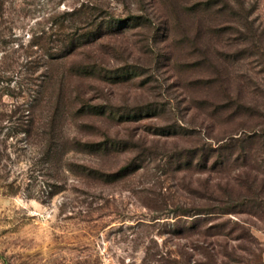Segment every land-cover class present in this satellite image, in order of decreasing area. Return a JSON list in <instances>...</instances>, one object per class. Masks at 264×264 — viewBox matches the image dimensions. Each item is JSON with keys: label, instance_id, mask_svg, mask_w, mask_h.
<instances>
[{"label": "rangeland", "instance_id": "obj_1", "mask_svg": "<svg viewBox=\"0 0 264 264\" xmlns=\"http://www.w3.org/2000/svg\"><path fill=\"white\" fill-rule=\"evenodd\" d=\"M186 261L264 264V0H0V264Z\"/></svg>", "mask_w": 264, "mask_h": 264}, {"label": "trees", "instance_id": "obj_2", "mask_svg": "<svg viewBox=\"0 0 264 264\" xmlns=\"http://www.w3.org/2000/svg\"><path fill=\"white\" fill-rule=\"evenodd\" d=\"M89 2L82 3L79 7L74 8L70 12V15L73 17L72 19L73 24H76V21H82V19H84L83 20L84 23L89 20L91 21V19L95 16V12L98 10V6L94 5L92 2L90 4ZM112 22L115 23V20H113ZM105 31H111V29ZM101 36L103 35L93 34L91 29L87 30V32H85L84 34H78L76 31H73L71 34H68L66 41L64 42V45L58 48V54L56 58L63 59L73 56L76 54L78 49L89 46V44L93 42L92 40L94 38H96L95 41H97L101 38ZM95 173L99 174V172L97 171ZM212 213H215L213 208H195L194 210L191 209H186L185 211L182 210L181 212H178L176 216L183 215V216L194 217L199 215V217L194 218V220H192L187 224L186 229H189L190 231H194V232L198 231L197 233L201 237H206V233L209 230H211V227L204 225L209 218L208 215ZM220 213H229V210H223V212ZM185 264H188L187 261Z\"/></svg>", "mask_w": 264, "mask_h": 264}]
</instances>
